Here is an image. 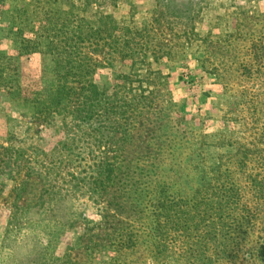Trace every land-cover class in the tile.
Returning <instances> with one entry per match:
<instances>
[{
  "label": "rangeland",
  "instance_id": "rangeland-1",
  "mask_svg": "<svg viewBox=\"0 0 264 264\" xmlns=\"http://www.w3.org/2000/svg\"><path fill=\"white\" fill-rule=\"evenodd\" d=\"M100 19L98 103L68 78L57 104L40 36ZM3 64L0 264H260L264 0H0ZM222 228L247 229L231 260Z\"/></svg>",
  "mask_w": 264,
  "mask_h": 264
},
{
  "label": "trees",
  "instance_id": "trees-1",
  "mask_svg": "<svg viewBox=\"0 0 264 264\" xmlns=\"http://www.w3.org/2000/svg\"><path fill=\"white\" fill-rule=\"evenodd\" d=\"M109 24H113L112 20H110L107 25H105V22L101 19L98 21L97 25L81 20L77 28L72 31H68L63 28H60L58 31L53 29L45 31L44 35L40 36L47 41V46L52 50L53 56L59 54L64 57V59L61 60V63L56 62L55 60L53 69L56 81V87L53 88V100L58 101L57 104H59L62 99L70 97L71 94L68 92L69 90L71 91L72 89L74 91L73 86L69 87L67 84L68 78H71L73 83H82V86L85 87L83 88L82 96L85 102L90 103V107H93L92 105H94V102L98 103V98L102 93L97 90L95 83L89 78L96 68V63L93 62L87 55L83 57L80 51L81 47L86 44L89 46H96L99 42L103 41L105 45V31H108L109 29L116 30V28L108 26ZM125 33L129 34L128 29H125ZM106 37L110 38V34H107ZM109 41V43H112L114 47L121 48H130L131 44L130 40L120 41V39L115 37H112ZM30 45H32L30 41H25L21 50L28 52V48H32L30 53H35L38 49L37 47L39 45V41H36L35 45L32 47H30ZM141 47L142 46H140V48ZM92 51L96 52V49H93ZM3 65L4 69L0 70V90L2 89V86L7 83L5 78L6 76L11 78V82H17L18 80L15 68L6 64ZM4 72H6V75L3 74ZM4 87L5 89H12L11 87ZM160 199L164 202L165 198L160 197ZM224 200L234 201V195L228 194L225 196ZM158 201L159 200H157L156 207L158 209L165 210L166 202L165 204L162 203L159 206ZM220 201L223 202V196H221ZM220 201L219 203L221 207L225 208L226 205L222 206V202ZM225 203L230 204L229 201ZM222 214H227V212L222 211ZM221 230V239L223 243H233L232 247L234 252L233 250L228 252L225 249L222 252L227 255V259L231 260L233 255L238 256V253L241 251V239L244 235L247 236V229L222 228ZM237 238L238 240H236ZM248 253L249 252L246 254ZM255 256L260 264H264V243L259 246Z\"/></svg>",
  "mask_w": 264,
  "mask_h": 264
}]
</instances>
